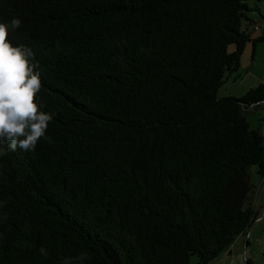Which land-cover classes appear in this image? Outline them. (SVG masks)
I'll return each mask as SVG.
<instances>
[{
    "label": "trees",
    "instance_id": "1",
    "mask_svg": "<svg viewBox=\"0 0 264 264\" xmlns=\"http://www.w3.org/2000/svg\"><path fill=\"white\" fill-rule=\"evenodd\" d=\"M249 1L0 0L53 114L35 151L0 144V264H209L248 230L264 83L218 92L264 41Z\"/></svg>",
    "mask_w": 264,
    "mask_h": 264
},
{
    "label": "clouds",
    "instance_id": "2",
    "mask_svg": "<svg viewBox=\"0 0 264 264\" xmlns=\"http://www.w3.org/2000/svg\"><path fill=\"white\" fill-rule=\"evenodd\" d=\"M22 20L12 18L0 23V144L7 142L9 150L35 151L46 135L53 114L42 110L37 95L42 88L39 64L33 63L34 52L30 47L14 45L9 40V29L19 30ZM0 147V156L6 155ZM42 256L47 252L39 249ZM86 252L63 259L62 264H84Z\"/></svg>",
    "mask_w": 264,
    "mask_h": 264
},
{
    "label": "crops",
    "instance_id": "3",
    "mask_svg": "<svg viewBox=\"0 0 264 264\" xmlns=\"http://www.w3.org/2000/svg\"><path fill=\"white\" fill-rule=\"evenodd\" d=\"M256 7L261 12V7L259 5ZM252 24H254V26ZM262 24H264V22L260 24L259 21L249 18L246 27L247 31L249 32L254 29L257 32L264 27ZM262 31H264V29H262ZM252 36L254 35L252 34ZM256 49L257 46L255 51ZM256 76V81H254V79H252V81L248 80L246 82L247 88L244 92L235 95V97H242L249 89L262 83L264 73H258ZM247 112H249L247 118L251 128L259 129L264 136V105L251 107ZM255 172L260 176L257 167ZM254 185L256 194L253 196L252 205L258 213V217L253 221L246 232L241 233L227 250L209 264H244V258L247 264H264V178L261 176L257 177Z\"/></svg>",
    "mask_w": 264,
    "mask_h": 264
},
{
    "label": "rangeland",
    "instance_id": "4",
    "mask_svg": "<svg viewBox=\"0 0 264 264\" xmlns=\"http://www.w3.org/2000/svg\"><path fill=\"white\" fill-rule=\"evenodd\" d=\"M249 4L251 6V10L247 12L248 18H245L243 20L244 28L247 27V21L249 18H253L254 20H257L261 23L264 22V0L262 1H249ZM257 5L261 7V12L257 9ZM254 26V24H252ZM264 24H262L263 26ZM264 29V27H262ZM260 29L259 31H255L254 29L252 31H249L251 34V38L255 39L256 36H261L264 31ZM256 32V33H254ZM252 34L254 36H252ZM257 49L255 52H253L254 48V42L253 40L249 41L246 45V48L243 52V55L241 57V64L238 68V70L234 71L232 74L228 75L225 79V82L223 86L219 89L218 96L219 97H227V96H234L237 94H241L244 92V90L247 88L246 82L248 80L254 79L256 81V74L258 73H264V41L257 42L256 44ZM255 46V48H256ZM236 49L235 44H231L229 46V51H233ZM249 71V72H248ZM261 76V74H260ZM244 83V84H242ZM264 83V79L262 81ZM248 111V110H247ZM247 115L249 112H247ZM257 166H253L251 168V178L252 182H255V179L257 177H260L255 171ZM256 194V189L254 190L253 196ZM198 262V256L192 255L191 257V264H197ZM243 263L247 264L246 259H243Z\"/></svg>",
    "mask_w": 264,
    "mask_h": 264
},
{
    "label": "built area",
    "instance_id": "5",
    "mask_svg": "<svg viewBox=\"0 0 264 264\" xmlns=\"http://www.w3.org/2000/svg\"><path fill=\"white\" fill-rule=\"evenodd\" d=\"M264 105V100L261 102V103H257V105ZM263 214H264V211H263Z\"/></svg>",
    "mask_w": 264,
    "mask_h": 264
}]
</instances>
